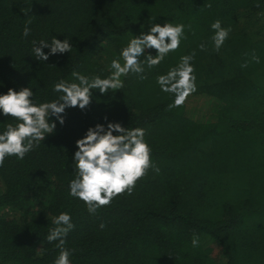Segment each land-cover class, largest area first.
Segmentation results:
<instances>
[{
	"label": "trees",
	"instance_id": "obj_1",
	"mask_svg": "<svg viewBox=\"0 0 264 264\" xmlns=\"http://www.w3.org/2000/svg\"><path fill=\"white\" fill-rule=\"evenodd\" d=\"M216 20L231 28L219 52ZM166 22L184 24L186 39L159 66H145L146 79L130 73L116 92L93 89L87 110L67 109L65 124L56 121L23 160L6 157L0 264H54L59 241L47 236L61 212L75 225L65 243L71 264H264V0H0V94L30 87L37 104L57 100L56 83H78L73 72L107 77L134 36ZM54 36L71 52L36 60L33 41ZM193 52L197 90L169 110L175 97L156 77ZM108 122L145 129L160 171L91 214L70 195L73 157L87 129ZM8 123L17 121L0 111V133Z\"/></svg>",
	"mask_w": 264,
	"mask_h": 264
},
{
	"label": "clouds",
	"instance_id": "obj_2",
	"mask_svg": "<svg viewBox=\"0 0 264 264\" xmlns=\"http://www.w3.org/2000/svg\"><path fill=\"white\" fill-rule=\"evenodd\" d=\"M185 27L184 24L171 22H166L163 26L159 23L151 25L148 32L142 31L134 36L122 49L120 55L123 64L118 59L111 61L112 71L107 77H88L73 72L72 76L78 83L64 80L56 83L54 91L62 93L57 100L37 104L33 100L35 93L30 87H22L19 91L9 88L7 93L0 94V111L5 117L17 121L16 124L8 123L6 129L0 133V167L4 165L6 157L15 156L23 160L41 141L55 132L56 121L63 126L67 109L78 107L82 111L87 110L92 103L93 89L104 95L109 90L116 92L124 87L121 77H127L130 73L146 79L143 75L145 66L148 69L155 68L170 52L176 51L180 47L181 39H186ZM187 27L191 29V25ZM211 28L214 30V49L219 52L229 37L231 28L222 27L220 20L212 23ZM30 31L26 25L23 35L29 36ZM72 47L67 38L61 41L54 36L50 43L45 40L33 41V54L36 60L45 62L51 55L70 53ZM199 47L201 51L206 50L203 43ZM45 48L50 49L48 54L44 52ZM149 49H155L157 54L153 56L147 52ZM195 55L193 52L181 56L177 66L156 77L161 91L175 97L173 103L168 105L169 110L181 107L197 90L195 67L192 63ZM141 57L144 59L141 60ZM253 60L259 63V57L255 55ZM242 67H247V64ZM52 117L56 119L52 120ZM104 119L107 121L108 118ZM145 136V129L125 128L119 122L89 127L84 136L76 141L77 151L73 157L75 178L69 183L70 195L82 200L91 214L109 205L117 196L125 193L132 195L137 181L145 177L149 169H154L157 173L160 171L152 163V150ZM53 224L56 227L50 229L47 240L49 243L59 241L56 247L60 251L54 264H71L72 253L65 247L68 233L75 228L71 215L61 212L53 220ZM100 227L104 228L105 225L101 224ZM192 245H199L195 236Z\"/></svg>",
	"mask_w": 264,
	"mask_h": 264
},
{
	"label": "rangeland",
	"instance_id": "obj_3",
	"mask_svg": "<svg viewBox=\"0 0 264 264\" xmlns=\"http://www.w3.org/2000/svg\"><path fill=\"white\" fill-rule=\"evenodd\" d=\"M208 109H209V110H208V111H209V113H211V108H210V106H208Z\"/></svg>",
	"mask_w": 264,
	"mask_h": 264
}]
</instances>
